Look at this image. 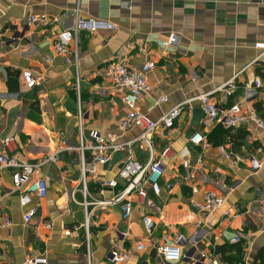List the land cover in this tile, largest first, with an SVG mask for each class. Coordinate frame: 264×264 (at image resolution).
<instances>
[{"label":"crops","instance_id":"1","mask_svg":"<svg viewBox=\"0 0 264 264\" xmlns=\"http://www.w3.org/2000/svg\"><path fill=\"white\" fill-rule=\"evenodd\" d=\"M76 11L85 24L77 34V86L74 70L53 52L58 34L73 33ZM30 16H46L47 23L27 27ZM0 27V151L3 140L13 137L8 156L24 163L53 157L35 176L46 181L47 196L33 198L26 208L19 205L13 171L0 168V264L35 256L48 264H113L110 252L125 257L117 264H162L155 248L180 235L182 258L172 264L256 263L264 247V130L254 124L230 131L204 127V114L194 103L172 129L151 136L153 157L164 165L161 193L157 197L147 190L146 198L130 194L128 220L116 205L82 206L79 135L85 140L95 131L114 136L118 144L135 141V158L148 160L140 132L119 128L127 107L104 77L111 63L135 69L154 63L148 74L153 92L136 104L152 120L185 100L210 94L222 109L245 102L264 121V88L252 86L264 80V0H0ZM169 34L176 38L172 46L156 45ZM28 69L44 76L32 90L21 79ZM162 97L167 101L157 104ZM218 128L221 132H214ZM195 132L206 136L208 147L189 142ZM165 147L171 151L161 158ZM228 151L238 158L237 165L222 156ZM125 157L117 152L86 176L88 200H109L123 189L116 174ZM249 158L262 163L256 173ZM114 179L116 188H106ZM165 183L172 188L165 189ZM210 191L227 202L211 214L202 213L197 206ZM35 205L36 216L26 225L22 215ZM144 216L154 221L149 236ZM138 242L144 250H136ZM220 246L239 253H227L232 258L227 262L216 252Z\"/></svg>","mask_w":264,"mask_h":264},{"label":"built area","instance_id":"2","mask_svg":"<svg viewBox=\"0 0 264 264\" xmlns=\"http://www.w3.org/2000/svg\"><path fill=\"white\" fill-rule=\"evenodd\" d=\"M47 23L46 16H30L26 21V26L31 27L36 24ZM84 22L78 18L77 11L75 13V27L73 33H60L53 41V52L60 56L64 63L74 70L76 86L78 81V31L84 27ZM176 41L174 34H169L165 40H157L156 45L161 47H170ZM4 41L2 38V29L0 27V51L3 48ZM264 50V44L260 45ZM154 68V63L146 62L142 67L135 69L127 63H111L104 70V77L108 80L110 88L113 92L119 93L122 102L127 107L125 116L119 122V128L122 132H128L132 129H137L140 132L139 141L145 144L148 149V160L142 162L135 158L132 144L135 141L125 144H118L114 136H102L98 132H91L87 138L81 136L79 150L82 154V206L87 209L90 205L104 208L106 206H119L122 219L128 220L131 214V204L127 197L130 194H135L138 198H146L147 190L151 191L154 196H159L161 193L160 179L164 173V165L153 157V147L150 141L159 129L169 130L174 127L175 121L185 111H190L194 107V103H198L204 114L203 126H219L224 130H235L243 125L254 124L257 128L264 130V121L257 115L256 111L247 103H235L227 108H220L212 100L210 94H203L188 100H185L168 112L160 119L152 120L149 116L142 114L136 110L138 99L142 96L150 95L153 88L148 80V74ZM22 82L26 90H32L36 86L44 82L42 73L28 69L21 74ZM254 88H264V80L256 79L252 82ZM246 89H251V85H247ZM167 98L162 97L156 103L166 102ZM189 142L195 146L208 147V141L204 134L195 132L189 138ZM14 144L13 137H7L2 142L3 151H0V168L11 169L12 184L15 190L20 192L19 205L21 208H26L32 202L33 198L42 200L47 196L48 186L44 179L35 177L41 165L53 157H48L40 163H24L10 157L5 150H8ZM125 152V159L117 170L116 179L124 182L123 189L112 196L109 200L91 202L92 199L87 192L86 176L93 174L100 166L106 165L117 152ZM170 147H165L160 152L161 158H168ZM85 153L88 155L85 156ZM222 156L231 159L233 165H237L238 158L231 152H224ZM249 168L256 173L262 168V163L254 158H249ZM187 167V164H186ZM117 186L116 180H112L105 184L106 188L114 189ZM165 189H171L169 183L164 184ZM104 191L100 189L99 194ZM227 202L224 195L215 192H207L202 204L197 208L200 212L211 214L222 209ZM37 207L31 206L24 211L22 215L23 222L27 225L36 216ZM224 215L229 217V210L224 212ZM143 227L148 234H151L154 228V221L149 216L142 218ZM10 225V223H8ZM87 229V225L85 224ZM183 236H178L171 244H163L155 248V253L161 258L162 264L177 263L182 258L181 244ZM234 243L239 242V238L233 240ZM137 251L144 250L142 242L136 245ZM110 261L113 264L124 263L125 257L110 252ZM211 258L212 254L207 255ZM205 257V256H204ZM19 264H48V260L43 256H35L24 260ZM212 264H217L212 260Z\"/></svg>","mask_w":264,"mask_h":264},{"label":"trees","instance_id":"3","mask_svg":"<svg viewBox=\"0 0 264 264\" xmlns=\"http://www.w3.org/2000/svg\"><path fill=\"white\" fill-rule=\"evenodd\" d=\"M221 130H222L221 128H218L214 132L217 131V133H218V132H221ZM226 131H228V130H226ZM209 141L211 142L212 140L210 139ZM211 143H214V142L212 141ZM232 250H236V252L239 253L237 248H235V247L230 248L228 246H220L216 249V252L218 254H220L225 261L230 262L232 258L230 256H227V253L231 252ZM255 264H264V247L262 249H260L259 252L257 253Z\"/></svg>","mask_w":264,"mask_h":264}]
</instances>
